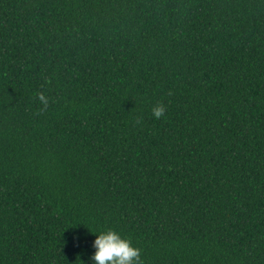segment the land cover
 Here are the masks:
<instances>
[{
    "label": "trees",
    "instance_id": "obj_1",
    "mask_svg": "<svg viewBox=\"0 0 264 264\" xmlns=\"http://www.w3.org/2000/svg\"><path fill=\"white\" fill-rule=\"evenodd\" d=\"M108 229L264 264V0H0V264H91Z\"/></svg>",
    "mask_w": 264,
    "mask_h": 264
},
{
    "label": "clouds",
    "instance_id": "obj_2",
    "mask_svg": "<svg viewBox=\"0 0 264 264\" xmlns=\"http://www.w3.org/2000/svg\"><path fill=\"white\" fill-rule=\"evenodd\" d=\"M39 100L47 105V99L42 93L39 95ZM165 111L163 105H156L152 109V115L160 119L165 115ZM92 248L94 252L90 257L91 264H143L141 250L135 247L129 238L113 229L96 235Z\"/></svg>",
    "mask_w": 264,
    "mask_h": 264
}]
</instances>
